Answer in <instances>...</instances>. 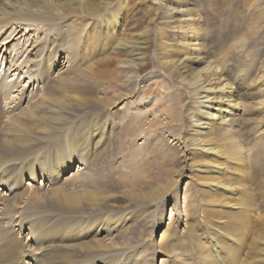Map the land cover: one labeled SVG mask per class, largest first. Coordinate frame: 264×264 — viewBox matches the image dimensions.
I'll use <instances>...</instances> for the list:
<instances>
[{"label":"rangeland","instance_id":"374dc122","mask_svg":"<svg viewBox=\"0 0 264 264\" xmlns=\"http://www.w3.org/2000/svg\"><path fill=\"white\" fill-rule=\"evenodd\" d=\"M38 1L0 0V130L6 115L20 126L34 125L39 112L48 113L45 100L72 94L75 127L84 123L89 128L90 151H98L104 135L120 129L122 136H114L113 147L94 168H79L77 158L63 166L55 181L26 173L27 183L18 190L22 197L4 200L10 202L3 220L9 215L17 220L0 221V264H60L66 253L80 250L78 242L95 237L105 214L72 213L53 199L39 198L56 186L81 189L89 179L124 190L116 196L122 204L118 215L130 214L117 235L128 248L118 246L105 264H264V140L254 139L256 129L249 132L244 126L240 143L247 155L238 174L219 170L216 159L204 163L197 149L190 153L196 119L184 79L171 75L162 61V19L152 1L43 0V6ZM29 3L42 10H16ZM193 4L208 56L229 75L252 77L264 64V16L256 15V0ZM7 13L21 20L5 25ZM140 37L143 55L125 63L126 45ZM97 124L106 126L104 134H93ZM228 175L231 183L225 181ZM239 179L245 188L234 193ZM163 186L151 200L131 195L145 188L151 198V188ZM240 195L248 197L233 207ZM21 216L26 223L18 220ZM169 230L178 235L171 248L160 242ZM99 236L108 240L109 234L103 230ZM150 241L155 246L148 249ZM94 261L81 256L77 264Z\"/></svg>","mask_w":264,"mask_h":264},{"label":"bare ground","instance_id":"6f19581e","mask_svg":"<svg viewBox=\"0 0 264 264\" xmlns=\"http://www.w3.org/2000/svg\"><path fill=\"white\" fill-rule=\"evenodd\" d=\"M42 1L41 3L38 1L37 4H42ZM151 1L157 8L158 17L162 19L159 31V43L161 52H163L162 61L169 68L168 72L171 75H177L184 79L185 92L191 102L190 108L196 119V127L192 130L190 153L197 149L206 160L204 163L216 159V162H219L216 165L219 170L238 174L237 169L245 161L247 155L241 150V130L246 126H248L246 130L249 132L256 129V136L253 138L264 140V127H261L264 123V64H259L250 78L235 74L229 75L215 59L208 56L205 36L200 26L195 23L197 12L194 9V0ZM33 3L25 5L28 7L26 9L19 7L16 10L31 11L30 8L42 10L39 7H34ZM256 4L260 5L261 0H256ZM257 5L256 15L263 17L264 6ZM87 6L94 7L90 2ZM10 13L5 14V25L21 20L18 16H11ZM42 17L43 15L39 16V18ZM142 41L143 39L140 37L129 42L128 45L124 44L129 51V57L124 60L125 63L132 64L133 60L141 58V54L143 55L140 48ZM126 47L124 46V48ZM74 100L72 94H67L64 99L55 97L52 100H45L44 110H47L48 113L39 112L35 121L32 122L34 125L20 126V124L12 122L7 115L3 118L5 124L0 130V137L3 138V141L0 142V221L12 223L16 219L15 215H9L7 220H3L2 210L10 202H4V200L22 197L18 190L23 183H27L23 180L27 172L33 179L38 174H42V177L55 181L63 166L77 158L80 160L79 168L82 169L88 165L94 168L100 164L99 162H102L108 150L113 147L114 136H122L120 129L113 131L111 135H104L98 151H90L89 128H84L83 126L86 125L81 122L79 126L75 127V116L72 111ZM105 127L102 124H97L93 134L103 133ZM120 128L125 131V126ZM123 130L122 132H124ZM84 135H88L86 140L82 139ZM65 137L70 138L64 139ZM78 176L74 178L78 179ZM229 176L225 181L231 183ZM89 180L83 182L84 186L81 189L75 186L70 188L56 186L49 192H42L39 196L42 201L55 200L72 213L73 211L86 210L93 215L95 213L105 214L103 219L101 218L103 223L96 227L97 230L94 233L96 236L78 242L80 250L66 253L60 264H77V259L81 256H90L95 259L93 264L98 261L105 264L109 260L108 256H113L112 253L118 250V246H121V239H118L117 235L123 232L121 226L130 217V214L126 212L118 215V212H122V208L117 206H122V204L116 201V196L124 190L108 189L102 187L107 186L102 185L103 183L91 184ZM32 183L28 181V184ZM233 184H235V180H232L230 189ZM91 185L94 187H90ZM164 187L151 188V198L148 189L145 188L135 193L131 191L128 193L131 192V195L137 199L148 195L151 200L165 190ZM244 188V182L239 179L232 190L236 193ZM4 194L7 195L3 197ZM246 197L248 196L240 195L239 200L241 201L232 203L233 207L238 202L241 203L236 205L242 204ZM115 209L117 214H114ZM233 210L230 208L228 212ZM25 218L21 216L18 217V220L26 223ZM103 230L108 232V240L99 236ZM31 231L34 233L33 230ZM116 231L117 233L113 234ZM164 234L162 238L167 237V239L160 240V242L165 241L171 248L169 246L173 242L171 240L178 235L175 231L170 230ZM150 246H155L154 241H150L147 248L149 249ZM127 248L122 247L120 250L125 251ZM24 254L31 255L32 253L24 252ZM117 262L116 260L110 264H117ZM48 264L54 263L52 261Z\"/></svg>","mask_w":264,"mask_h":264}]
</instances>
